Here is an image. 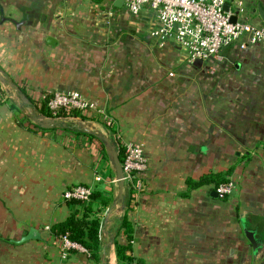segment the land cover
<instances>
[{
	"label": "crops",
	"instance_id": "0c3cea01",
	"mask_svg": "<svg viewBox=\"0 0 264 264\" xmlns=\"http://www.w3.org/2000/svg\"><path fill=\"white\" fill-rule=\"evenodd\" d=\"M244 7L241 18L261 25L264 0H244ZM153 23L149 8L133 15L122 0H0V68L32 97L81 92L111 118L109 130L123 143L143 145L144 189L135 199L127 186L125 193L135 228L129 254L144 264H264V46L243 49L240 40L191 62L175 42L158 43ZM4 90L0 264H118L115 240L128 243L127 209L110 158L82 134L20 125L24 115ZM93 123L107 132L99 119ZM232 165L227 199L212 195L213 185L189 191L188 179ZM76 184L111 196L97 213L99 260L79 249L64 258L50 231L69 215L62 193ZM32 227L41 239L14 242Z\"/></svg>",
	"mask_w": 264,
	"mask_h": 264
},
{
	"label": "built area",
	"instance_id": "2783aa9c",
	"mask_svg": "<svg viewBox=\"0 0 264 264\" xmlns=\"http://www.w3.org/2000/svg\"><path fill=\"white\" fill-rule=\"evenodd\" d=\"M129 12L140 14L149 8L154 14L151 35L163 46L168 41L175 42L186 54L189 61H207L217 56L220 51L235 42L243 40L241 48L248 45L264 46V25H258L241 18L245 12L244 0H124ZM229 9L225 10V5ZM237 16L236 21L231 17ZM47 106L53 117L68 113L67 118L74 117V112L85 115L89 113L95 120L105 124L108 134L115 140L118 148L124 152L122 162L125 184L136 198L144 189L143 174L148 169V158L143 145L123 143L119 132L110 131L111 118L99 110L95 104L77 90L55 92L50 96L34 92L33 99L42 106L47 98ZM76 117V116H75ZM93 122V121H92ZM103 180L97 175L96 181ZM235 188L234 182L221 184L216 191L220 198L229 197ZM93 187L83 184L66 188L62 197L65 200L88 201ZM62 255L66 258L72 248L83 250L79 244L67 237L62 239ZM137 264V263H135Z\"/></svg>",
	"mask_w": 264,
	"mask_h": 264
},
{
	"label": "trees",
	"instance_id": "16d2710c",
	"mask_svg": "<svg viewBox=\"0 0 264 264\" xmlns=\"http://www.w3.org/2000/svg\"><path fill=\"white\" fill-rule=\"evenodd\" d=\"M7 75L13 80V82H15L20 86L22 91L29 97L30 101L32 102V107L35 108V110L39 112V114L45 116H53V113L50 111V109L47 106L48 97L44 99L42 106L39 107V104H37L36 101L33 99V97L30 95L26 86L17 83L8 73ZM5 94L6 91L4 90L3 85L0 81V103L7 100ZM10 108L17 115L18 113H22V111H20V107L17 106V104L14 102H10ZM68 115H69L68 113L61 114V116L63 117H66ZM73 115L78 117L81 116L79 112H74ZM81 117L83 119H87L85 116H81ZM17 119L20 125L26 126L33 131H35L34 130L35 127L42 132L52 131L41 128L39 125L34 123L31 120L30 116H28L27 114H24L22 118L17 116ZM64 130L72 131L77 135L82 134L91 139L97 140L100 143L105 156H108L104 143L100 139H98L95 135L86 134L76 128H68ZM263 147H264V143H263ZM118 150H119L120 158L123 162L124 161L123 149L119 147ZM235 168L236 165H232L226 171L212 172L210 174L203 175L197 180L188 179L187 183L189 185V191L193 188H198L204 185H213V188L217 189L221 184L228 183L231 181V175L233 174ZM184 194L187 195L188 191L184 192ZM227 198L228 197H225L223 199H227ZM110 200H111V196L109 192H104L98 189H93L92 195L88 201L68 200V205L71 208L70 213L65 220L54 224L50 228L51 234H53V236L60 239H62L63 237H67L71 241L82 246L84 251H86L93 259L99 260L100 250H101V239H100L101 220L97 215V213L100 211V206L108 205L110 203ZM123 201L127 210L122 217V228L124 229V232L127 236L128 243L122 244L118 240H115L117 261L118 264H135V263L144 264L142 260L136 259L133 255L129 254V252L132 250L133 247L132 243L134 239L135 228L128 216L130 199L125 197ZM74 250L77 249L72 248L69 252Z\"/></svg>",
	"mask_w": 264,
	"mask_h": 264
},
{
	"label": "water",
	"instance_id": "95a60500",
	"mask_svg": "<svg viewBox=\"0 0 264 264\" xmlns=\"http://www.w3.org/2000/svg\"><path fill=\"white\" fill-rule=\"evenodd\" d=\"M124 1V0H122ZM229 9V5H225V10ZM259 17L264 24V9L259 7ZM231 20L234 22L237 20V16L233 15ZM51 43V40H48ZM0 81L4 85H8L12 89L15 90L16 95L18 98L28 107H32V102L30 101L29 97L22 91L20 86L9 79L3 70L0 68ZM32 120L39 125L43 129L51 130V129H68V128H77L78 130L90 134L95 135L98 139H100L104 145L107 152L108 157L110 158L111 162L114 165L115 173H116V181L118 184V200L122 201L125 198L126 193V184H125V176L123 171L122 160L120 158L119 150L117 147V143L115 140L102 131L96 130L93 126L91 127L86 121L82 120L79 117H53V116H45L42 114H34L32 116ZM212 195L219 196L218 192L215 190L212 192ZM125 213V209H124ZM33 239H41V234L39 230L35 227H32L28 234L24 235L21 239L15 240L16 243H23ZM255 246L259 245L258 239H253ZM105 261V258H104Z\"/></svg>",
	"mask_w": 264,
	"mask_h": 264
},
{
	"label": "rangeland",
	"instance_id": "374dc122",
	"mask_svg": "<svg viewBox=\"0 0 264 264\" xmlns=\"http://www.w3.org/2000/svg\"><path fill=\"white\" fill-rule=\"evenodd\" d=\"M258 19H259V22L261 23V25H264L263 23H262V20L260 19V17H258ZM3 86H4V88L9 92V94L10 95H12V97H13V99H10L11 101L13 100V101H15V102H17V104H19V107H20V111H22V114L24 115V114H27L28 116H30V118H31V120H32V116L34 115V114H38L39 112H37L36 110H35V108H33V107H28V106H26L19 98H18V96L16 95V93H15V90L14 89H12L11 87H9L8 85H4V84H2ZM87 114V119H83L81 116H84L83 114H81V116H79V118H81L82 120H84V121H86V123L87 124H89L91 127L93 126L96 130H97V127L95 126L96 125V123L94 124L92 121L94 120V118H93V116L91 115V114H89V113H86ZM74 117H75V115H74ZM76 117H78V116H76ZM33 121V120H32ZM34 122V121H33ZM35 123V122H34ZM105 126V125H104ZM77 129V128H76ZM60 130H64V129H60ZM107 130V129H106ZM66 131V130H65ZM70 132V131H69ZM72 132V131H71ZM108 132V131H107ZM106 132V133H107ZM108 134V133H107ZM101 146V145H100Z\"/></svg>",
	"mask_w": 264,
	"mask_h": 264
}]
</instances>
